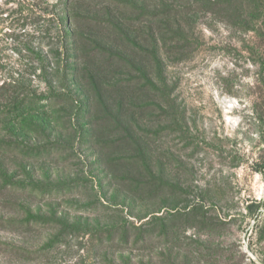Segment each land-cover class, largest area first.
<instances>
[{
  "label": "rangeland",
  "instance_id": "obj_1",
  "mask_svg": "<svg viewBox=\"0 0 264 264\" xmlns=\"http://www.w3.org/2000/svg\"><path fill=\"white\" fill-rule=\"evenodd\" d=\"M215 9L0 0V264H264V24Z\"/></svg>",
  "mask_w": 264,
  "mask_h": 264
},
{
  "label": "trees",
  "instance_id": "obj_2",
  "mask_svg": "<svg viewBox=\"0 0 264 264\" xmlns=\"http://www.w3.org/2000/svg\"><path fill=\"white\" fill-rule=\"evenodd\" d=\"M213 5L216 7L215 10H217L221 15L223 14V17L226 19L232 15V10H235L234 17H241L244 15L248 20L246 19V25L243 30L255 31L259 33V27L264 24V0H213ZM42 10L44 9L40 7L38 3H35L34 5L26 8V12L24 15H21V19L18 21L23 24L25 19L27 20L28 18L34 16L36 17L38 15L37 13ZM10 79H5L0 83V98L5 96V100L10 97L12 98V96L16 93V89L19 87V83L15 82L13 79L11 81ZM33 99L36 100V97ZM26 108H32V106ZM22 113L24 112L14 111L12 106L8 107L5 111H0V126L10 123V121L14 119L13 117L15 115H17L16 118H18L22 115ZM258 170L264 175V160ZM262 205H264V201L262 200L253 201L250 206H248V211L251 216L255 217V215H258L259 209ZM16 250L20 251L18 248Z\"/></svg>",
  "mask_w": 264,
  "mask_h": 264
}]
</instances>
